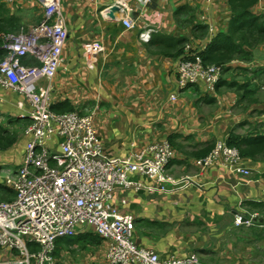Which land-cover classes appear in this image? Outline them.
<instances>
[{"label":"crops","instance_id":"1","mask_svg":"<svg viewBox=\"0 0 264 264\" xmlns=\"http://www.w3.org/2000/svg\"><path fill=\"white\" fill-rule=\"evenodd\" d=\"M117 1L131 10L127 17L133 29L123 26L125 11L115 13L114 20L104 16ZM4 5L24 27L41 20L35 1ZM61 8L67 37L64 65L52 80L53 106L66 103L79 115L94 113V119L98 115L97 136L114 156L129 154L131 144L134 151H141L167 141L174 154L167 172L175 179L194 177L200 185L167 195L120 192L127 201L121 212L134 218L133 242L154 251L159 259L197 254L208 264H264V151L255 152L252 159L243 157L251 170L249 178L214 165L201 171L194 158L218 140L227 142L231 135L264 137V47L254 51L251 61L229 63L211 95L202 86L177 92V59L155 42V37L184 39V46L207 47V26L196 24L198 14L210 17L208 26L214 27L216 35L225 32L231 17L228 0H212L210 5L205 0H61ZM252 13L264 16V0ZM148 28L154 31L143 43L139 34ZM87 43L104 47L89 63L81 49ZM29 110L23 98L0 90L4 122ZM26 141L21 135L19 154H0V168L21 165ZM253 215L256 218L249 226L235 225L237 216L245 221ZM71 245L65 246L64 241L56 247V264H107V245L102 240L96 248L81 251L85 252L81 260L66 256L80 252L76 244Z\"/></svg>","mask_w":264,"mask_h":264},{"label":"built area","instance_id":"2","mask_svg":"<svg viewBox=\"0 0 264 264\" xmlns=\"http://www.w3.org/2000/svg\"><path fill=\"white\" fill-rule=\"evenodd\" d=\"M1 1L12 5L15 0ZM32 1L41 9L40 22L22 26L16 33L0 34L5 52L0 62V90L17 94L30 108L16 117L30 122L22 135L27 139L22 163L12 174L0 170L2 186L15 194L11 202L0 201V264H56L52 256L56 241L85 231L106 243L107 264H208L197 254L159 259L154 251L133 242L134 218L121 212L127 201L120 192L167 195L200 185L194 177L175 179L167 172L174 156L167 141L141 151H134L131 144L129 154L114 156L97 136L94 113H53L52 80L64 65L66 25L61 0ZM205 2L212 4V0ZM117 6L125 11L123 26L133 29L134 23L127 17L130 10L119 2ZM209 21L206 13L199 12L196 24L207 26V41L211 42L217 32L208 26ZM153 31L147 29L139 39L148 42ZM205 48L183 47L175 67L177 92L202 86L206 93L214 94L224 67L204 64ZM81 49L88 63L93 54L104 51L99 43L82 44ZM243 163L236 148L219 140L208 155L195 161L201 171L214 165L249 178L251 170ZM143 179L150 184H143ZM254 218L243 221L237 216L234 222L249 226Z\"/></svg>","mask_w":264,"mask_h":264},{"label":"trees","instance_id":"3","mask_svg":"<svg viewBox=\"0 0 264 264\" xmlns=\"http://www.w3.org/2000/svg\"><path fill=\"white\" fill-rule=\"evenodd\" d=\"M259 3V0H228L231 17L225 32H219L208 44L202 58L204 64L223 66L224 70L232 61H251L254 59V51L259 47H264V16H256L252 13V8ZM22 27L20 20L10 15L6 6L0 4V34L16 33ZM205 34V32H204ZM203 34V35H204ZM186 40H161L155 37V42L163 49V52L178 59L183 51ZM175 49L173 55L170 50ZM5 52L1 49L0 39V62L3 60ZM52 111L56 115L72 112L68 104H55ZM10 128L0 125V154L14 152L20 145L21 132L30 124L29 121L18 118H10L6 121ZM229 147L236 148L244 158H253L255 152L264 151V137L239 138L231 135L227 139ZM213 147L198 152L194 158L200 159L209 154ZM15 194L12 190L0 185V201H13ZM65 246L76 244L78 250L86 251L88 248H96L101 243V239L93 232H80L69 238H63ZM54 259H58V250L52 254Z\"/></svg>","mask_w":264,"mask_h":264},{"label":"rangeland","instance_id":"4","mask_svg":"<svg viewBox=\"0 0 264 264\" xmlns=\"http://www.w3.org/2000/svg\"><path fill=\"white\" fill-rule=\"evenodd\" d=\"M1 114L6 115V113H1ZM12 114H13V113H12ZM12 114H11V116H12ZM7 117H8V116H5V119H6V120H7ZM97 119H98V115H97V116L95 117V119H94V124L97 123ZM0 125L3 126V127H5V128H10V126L7 125L6 122H4V116H0ZM21 134H23V131L21 132ZM14 152H15V154H19V153H18V152H19L18 147L15 148ZM1 169H3L4 171H9L10 174L14 173V172L17 170V168H14V167L11 166V165L4 166V167H2ZM0 175H2V174H0ZM2 177H3V175H2ZM64 241H65L64 239H58V240L56 241V247H57V246L62 247ZM66 256H68L70 259H80V260H81L82 258H84V256H85V252H75V253L68 252Z\"/></svg>","mask_w":264,"mask_h":264},{"label":"water","instance_id":"5","mask_svg":"<svg viewBox=\"0 0 264 264\" xmlns=\"http://www.w3.org/2000/svg\"><path fill=\"white\" fill-rule=\"evenodd\" d=\"M120 12V8L116 5H113L109 8V12H105L106 15L108 16V18H110L111 20L115 19L114 14Z\"/></svg>","mask_w":264,"mask_h":264},{"label":"clouds","instance_id":"6","mask_svg":"<svg viewBox=\"0 0 264 264\" xmlns=\"http://www.w3.org/2000/svg\"><path fill=\"white\" fill-rule=\"evenodd\" d=\"M117 2H118V1H117ZM117 2H116V4H114V5L117 6ZM119 3H120V2H119ZM121 4H122V3H121ZM122 5H123V4H122ZM118 7H119V6H118ZM119 8H120V7H119ZM121 8H122V6H121ZM121 8H120V11H121ZM126 8H127V7H126ZM129 10H130V9H129ZM130 11H131V10H130ZM130 11H129L128 15L131 13ZM130 20H131V19H130ZM131 21H132V20H131ZM133 28H134V27H133ZM148 29H149V28H148ZM146 30H147V29H146ZM146 30H145V31H146ZM145 31H143V32H145ZM143 32H142V33H143ZM140 34H141V33H140ZM140 34H139V35H140ZM152 34H153V32L151 33L150 38H151ZM139 40H140V39H139ZM149 40H150V39H149ZM140 41H141V40H140ZM141 42H142V41H141ZM143 43H147V42H143ZM223 71H224V70H223ZM222 74H223V73H222ZM18 168H19V167H18ZM18 168H17V169H18ZM0 170H1V168H0ZM4 202H5V201H4ZM71 237H72V236H71ZM68 238H69V237H68ZM62 239H63V238H62ZM55 245H56V244H55Z\"/></svg>","mask_w":264,"mask_h":264}]
</instances>
